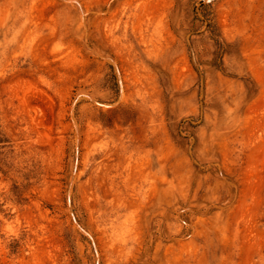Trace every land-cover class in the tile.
<instances>
[{"label": "rangeland", "instance_id": "obj_1", "mask_svg": "<svg viewBox=\"0 0 264 264\" xmlns=\"http://www.w3.org/2000/svg\"><path fill=\"white\" fill-rule=\"evenodd\" d=\"M202 12L256 85L228 125ZM0 264H264V0H0Z\"/></svg>", "mask_w": 264, "mask_h": 264}, {"label": "trees", "instance_id": "obj_2", "mask_svg": "<svg viewBox=\"0 0 264 264\" xmlns=\"http://www.w3.org/2000/svg\"><path fill=\"white\" fill-rule=\"evenodd\" d=\"M196 19L201 22V25L195 30H186L187 33L190 35L196 34L200 35L201 37L205 36L206 38H208L213 45V51L212 58L209 61H201L195 59L192 43L190 40H188L190 59L195 71L200 76L204 71L202 69H199L201 65H207L211 69H216L217 66L223 63V57H227L230 69L228 74L237 78L244 87L243 97L241 100H227L224 103L227 104V106L229 105V107L231 108L230 113H226V110L223 111L220 108H214V110L217 112V123H219L220 125H228L234 120L237 115L241 114L243 107L241 106V103L243 101L246 102L256 93V85L245 69L243 59L236 44L228 42L223 38L214 18L211 16V13L202 12L201 18L196 17ZM172 29L175 33H178V30H176L174 27H172ZM107 77L110 80H115L114 74H110ZM200 102V110L203 111V109L206 108L207 105L205 104L203 99H201ZM233 102H236L235 106H232ZM201 120H203V118H201ZM199 125L200 122H198L197 118L193 115L183 117L178 122L170 121L168 124L169 134L173 142L178 147L189 153V155L195 162H198V160H203L205 157L210 155L201 152L202 150L197 134V128L199 127ZM211 163H214V161H211ZM194 166L198 170L197 164H195ZM211 172L213 174L221 173L213 165L211 168Z\"/></svg>", "mask_w": 264, "mask_h": 264}]
</instances>
